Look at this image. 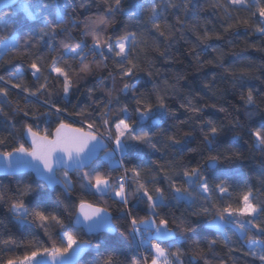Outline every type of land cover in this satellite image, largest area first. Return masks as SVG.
<instances>
[{"label":"snow or ice","instance_id":"obj_1","mask_svg":"<svg viewBox=\"0 0 264 264\" xmlns=\"http://www.w3.org/2000/svg\"><path fill=\"white\" fill-rule=\"evenodd\" d=\"M93 3L95 11L81 4L87 14L82 12V19L77 21L69 18L67 0H21L16 5V10L24 14L26 21L34 22L28 25L30 30L26 38L25 35H16L18 29L14 25L7 23L4 25L5 34L0 35V42H3L5 54L12 50L24 58L34 56L35 59L28 63V70L36 81H40L43 76L42 66L38 64V61L44 58V53L40 50L43 45L49 53L59 52L58 55L51 57L48 69L49 76L55 73L57 82L62 83L65 97L69 95L75 84L94 75L97 71L108 69L109 63L112 68L107 72V79L111 81L112 87L105 86L104 78L99 79V91L105 96L103 103L100 104V107L104 109L103 112L93 107L91 111L81 109L79 112L69 113L67 107L44 100L43 103L48 110L41 115L46 118L55 116L59 121L52 138H49L47 130L41 135L39 126L37 125V130H34L32 124L24 126L20 137H16L15 132L9 133L8 136L0 135V161L9 171L25 167L34 169L37 176L48 186L62 184L64 194L73 187L69 171L77 172L80 175L82 188L94 189V195L99 194L102 198L109 197L121 205L118 212L119 219L126 222L124 231H121L118 236L106 235V233L118 231L113 225V217L107 207H96L81 199L79 204L74 206L75 211H73V206L64 203L58 195L56 199L60 200L68 214L69 222L66 223L61 214L49 210L43 199H33L40 184L29 183L23 189H17L10 211L19 223L36 224L42 229L51 242L50 246L40 247L39 242H34L22 254H18L16 249L23 246L21 242L11 235L8 238H0V264H120L118 253L122 254L121 248L129 241L136 245L138 251L141 248L149 251L150 264H195L197 260L203 261V264H212L209 256L212 254L214 257L213 250L218 243L216 240L207 243V251L200 247L198 241H194V254L187 262L183 259L185 254L180 249L170 251L164 246L174 239H186L185 233L192 230V222L187 221L183 216L177 218L179 222L177 219L170 221L167 217L158 218L159 213L156 210L166 207V191L171 194V199L176 202L184 201L189 207L196 204L198 200H204L209 206H201L197 215H211L210 226L216 227L221 232L228 225H232L246 242L247 251L243 249L240 251L244 256L252 258L246 264H255V261L264 264V220H261V217H264V202H258L257 195L252 189L239 197L235 205L226 203L223 198L232 196L228 186L223 182L214 183L215 178L206 175L199 162L196 166H192L191 161L167 162L168 171L164 176V179L168 181L167 190L157 183L156 173L144 172L136 167H125L124 174L115 181L112 180L110 173L103 171L104 160L109 161V166L118 169L124 154L142 151L139 147L141 145L147 146L153 153L161 152L157 144L162 141H154L157 134L163 138L162 146L166 149H176L178 154L185 150L195 151L188 148L187 139H180L176 135H168L164 132L161 129V122L172 115L168 100H175L178 97L185 100L186 104L182 103L181 107L186 106L193 113L199 114L202 109L194 104L192 99H187L188 94L181 96V90L176 87V84H168L165 81L163 95L160 93L159 86L154 85L155 99L153 100L151 94L141 91L137 86L140 83L138 78L135 83L132 82L138 72L145 71L137 62L136 49L144 43L149 51H159L160 43H162L160 38L169 41L170 47L177 33H180L179 39H184L182 31L184 21L180 19V13L187 15L190 8H195L193 0H148L147 23L151 25V31L157 34L151 44L143 39V34L127 30L126 25L122 33L114 28L109 32L117 14L125 11L124 0H98V2L93 0ZM132 7V5L129 6L130 9ZM134 7L144 9L146 6L137 4ZM223 7L229 19H231L229 8L249 10L250 17L243 20L237 19L236 24L254 28V34L264 37V0H225ZM253 8L255 11H252ZM169 10H174L171 14L176 17L175 25L167 23L166 13H169ZM135 14L134 11L129 12L130 16ZM193 15H195L194 12ZM5 19L6 17L0 15V20ZM234 26L229 23L225 31ZM37 28L38 33L35 32ZM73 29H81V38L77 39L72 35ZM89 37L90 44L86 39ZM209 39H212V36L207 29L202 35L197 36L198 43ZM196 46L193 45L191 54L194 55L197 63L212 64V60L201 61L199 53L195 51ZM33 48L37 49L34 53ZM213 51L216 50L213 49ZM160 55L170 59L164 52ZM11 62V60L8 61V63ZM217 63L222 66L221 61ZM152 75V71L148 70L147 76ZM246 75L247 73H241L233 87H236L238 83L241 89L240 99L244 101L246 108L251 106L252 110L246 112L251 119L260 109L257 97L260 96L261 90L247 87L244 79ZM255 79L259 80L260 77L257 76ZM23 80L24 72L22 71L13 72L7 79L0 75V85H2L0 97L3 98L0 100V117H4L5 121L11 120L16 113H23L24 117L30 115L29 111L19 106L13 109L12 113L5 110V105L11 103L8 98L12 90H18L17 95L27 93L26 100L29 96L39 98V96L52 95L49 91V77H44V82L39 83L35 90L24 86ZM118 82L122 84V87H116ZM189 87L192 86L189 85ZM211 87L209 83H204L202 88L197 86L195 94L199 95L200 91L211 89ZM246 87L245 95L243 89ZM169 88L173 92L172 97L167 95ZM95 90V88L88 89L89 99H92ZM129 93L132 94L135 102V108L132 109L135 116L130 112L129 105L123 104L117 109V118L113 120V105L120 104L121 94L127 96ZM98 101L100 97H97L93 103ZM261 102L264 103V101ZM219 110L225 111L223 107ZM97 112H100L99 124L94 115ZM66 115L82 117L80 126L66 122ZM260 117L259 121L254 122L255 126L249 127V135L253 138V147L264 154V110H260ZM32 118L38 119L35 115ZM202 123L200 131L203 133L208 151L214 152L216 149L213 145L220 129L211 119L204 120ZM238 126L237 118L234 127ZM12 127L14 128L15 124ZM190 135L191 133H184L185 138ZM26 140L29 141L27 144ZM10 145L11 150H8ZM101 152L103 158H100ZM118 155L119 158H117ZM222 155L228 161L240 158L235 153L229 155L217 152L207 157L206 168H216ZM129 173H131L130 176ZM177 178L181 179V183H178ZM260 186L257 192L264 190V175L260 178ZM213 193H218L217 199L221 201L220 204L213 200ZM6 199H8L6 195L0 192V201ZM141 203L147 206L149 215L145 217L138 216L135 211ZM170 223L176 224L179 236L169 227ZM52 225L61 230L57 237H53L49 232ZM225 247H228L230 256L237 251L227 243ZM133 264L137 262L134 261ZM139 264H149L148 257H142ZM219 264L224 262L220 261Z\"/></svg>","mask_w":264,"mask_h":264},{"label":"trees","instance_id":"obj_2","mask_svg":"<svg viewBox=\"0 0 264 264\" xmlns=\"http://www.w3.org/2000/svg\"><path fill=\"white\" fill-rule=\"evenodd\" d=\"M67 3L69 5L68 14L70 19L78 21L82 19V12L85 15L87 14L81 4L85 8H91V10L95 11L93 0H67ZM193 3L195 8H190L187 15L180 13V19L184 21L182 27L184 39H179L180 33H177L176 39L171 42L169 47L170 42L160 38L162 43H160L159 51H149L144 43L139 45L136 49L138 53L137 62L140 68L145 69V71L138 72L137 77L132 82L135 83L138 78L140 83L137 86L141 91L151 94L153 100L155 99L154 85L159 86L160 93L163 95L165 81L168 84H176V87L181 90V96L188 94L187 99H192L193 103L202 109L199 114L193 113L186 106L181 107L182 103L186 104L185 100L179 97L175 100H168L172 115L166 121L161 122V129L164 132L168 135H176L180 139H187L188 148L195 149V151L185 150L183 153L178 154L176 149H166L162 146L163 138L157 134L154 137V141H162V143L157 144L161 148V152L153 153L147 146L141 145L139 147L142 151L124 154L121 166L118 169L109 166V161L104 160L105 167L103 171L110 173L112 180L115 181L124 174L125 167H136L144 172L156 173L157 183L167 190L168 181L164 179V176L168 171V161L175 160L179 163L191 161L192 166H196V163L199 162L205 174L215 178L214 183L223 182L228 186L232 196L231 198H223L224 202L235 205L237 199L249 189H252L254 194L257 195L258 202H264V190L257 192V189L261 187L260 178L264 175V163H262L264 162V154L253 147V138L249 135V127L255 126L254 122L259 121L261 118L260 110H264V103L261 102L264 101V37L254 34V28L236 24L237 19L243 20L250 17L251 12L249 10L229 8L228 12L231 15V19H229L223 7L225 0H193ZM137 4H142L146 7L144 9H136L134 6ZM130 5L133 6L131 9L129 8ZM147 6L148 0H124L125 11L117 14L114 25L109 28V32L114 28L122 33L126 25L127 30L143 34V39L151 44L157 34L151 31V25L147 23ZM130 11H134L136 14L130 16ZM173 11L169 10V13H166V19L167 23L175 25L176 17L171 14ZM252 11H255V9L253 8ZM193 12L195 15H193ZM0 15L6 17L5 20H0V35L5 34L4 25L7 23L14 25L18 29L16 35H25L26 38L30 30L28 25L34 23L26 21L24 14L17 11L16 7L6 10ZM229 23L235 26L225 31ZM177 27L181 26L177 25ZM81 29H73L72 35L77 39L81 38ZM205 29L208 30L212 39L198 43L197 36L202 35ZM38 31L39 29L37 28L35 32L38 33ZM9 38L11 39L12 37L10 36ZM86 39L90 44L91 38ZM2 44L3 42H0V75L5 76L7 79L13 72L22 71L24 72L23 85L32 90H35L39 83L44 82V77H49V91L52 95L50 97L39 96V98L29 96L26 100L25 96H27V93L17 95L18 90H12L8 98L11 103L5 105V110L12 113V110L19 106L29 111L30 115L24 117L23 113H16L11 120L7 121H5L4 117H0V135L8 136L9 133L15 132L16 137H20L24 126L32 124L34 130H37V125L39 126L38 130L41 135L45 134V130H47L49 137H52L59 121L55 116L46 118L41 115L48 110L43 103L46 99L56 103L58 106L67 107L69 113L79 112L81 109L91 111L93 107L99 108L100 112L104 111L100 104L103 103L105 96L99 91L98 81L100 78H104L105 86L112 87L111 81L107 79V72L112 68L111 63H109L108 69L97 71L94 75L88 76L85 80L75 84L69 95L65 97L62 91V83L57 82L55 73L49 76L48 69L51 57L58 55L59 52L49 53L47 48L41 45L40 50L43 51L44 58L38 61V64L42 66L43 76L40 81H36L32 77L30 70H28V63L35 57L24 58L12 50L5 54V50L1 49ZM193 45H197L195 51L199 53L201 61L212 60L213 63L198 64L194 55L191 54ZM213 49L216 51H213ZM36 51L37 49H32L33 53ZM161 52L166 53L170 59L162 57L160 55ZM9 60L12 62L8 63ZM217 61H221L222 66ZM148 70L153 73L151 77L147 76ZM241 73H247L244 78L247 87L261 90L260 96L257 97L260 109L257 110V114L251 119L246 115L247 111L252 110L251 106L246 108L244 101L240 99L241 89L238 83L236 87H233ZM177 74H179L178 77ZM213 76L215 77L214 81ZM257 76L260 77L259 80L255 79ZM204 83L211 84V89H204L200 91L199 95H196L197 86L202 88ZM189 85L192 87L190 88ZM116 87L120 88L122 84L118 82ZM247 87L243 89L245 95ZM90 88L96 89L92 99H89L88 94V89ZM167 95L168 97L173 96L170 88L167 90ZM97 97H100V101L93 103ZM2 99L0 97V100ZM123 104H128L130 112L135 116V113L132 112V109L135 108L132 94L129 93L127 96L121 94L120 104L113 105V120L117 118V109ZM221 107L225 111H220ZM100 112L94 113L97 117V124H99ZM33 115L37 116L38 119L34 120L32 118ZM237 118L239 119V126L234 127ZM65 119L66 122L80 126L83 118L66 115ZM207 119L213 120L220 129V133L213 145L216 149L214 152L208 151L203 133L200 131L203 126L202 122ZM13 124H15L14 128L12 127ZM205 131H207L206 127ZM186 132L191 133L187 138L184 137ZM8 150H11V145ZM217 152L229 155L235 153L240 158L228 161L222 155L216 168L207 169L205 166L207 157L215 155ZM176 170L178 171L179 169ZM130 175L131 173H129ZM69 177L73 183L69 194H64L63 190L58 187L54 191H50L42 182L37 181L32 174L0 178V192H3L8 198L5 201H0V238H8L11 235L18 242H21L23 246L16 249L18 254H22L34 242H39L40 247L50 246L51 243L43 230L38 228L36 224H21L10 211V205L14 202L17 189H23L29 183L40 184L33 199H43L49 210L61 214L66 223L69 222L68 214L64 210V205L60 200L56 199L58 195L61 196L64 203L73 206V211H75L74 206H77L81 199L98 207H107L113 216L114 224L118 231L113 235H106L118 236L121 231H124L126 222L119 219L118 209L121 207L120 204L115 203L109 197L102 198L99 194L94 195V189L82 188L80 175L77 172L72 173ZM177 181L181 183L180 178H177ZM129 183H131L130 180ZM212 195L213 200L220 204L221 201L217 199L218 193H213ZM165 205L166 207L156 210L159 213L158 218L167 217L171 221L183 216L187 221L192 222V230L185 233L186 239H174L164 245L170 251L180 249L185 254L183 259L186 262L191 260L194 254V241H198L200 247L207 251V243L212 240L218 242L213 250L214 257L212 254L209 256L212 259V264H219L220 261H223L224 264H246V262L251 261V257L244 256L240 251L241 249L247 251L246 242H242L232 230L229 229L224 234H219L205 228V225L212 220V216L197 215L201 206H209L204 200H198L196 204L189 207L184 201L176 202L171 199V194L166 191ZM135 211L140 217L149 215L147 206L143 203L139 204ZM261 220H264V217H261ZM177 222H179L178 219ZM49 223L51 224V222ZM169 227L176 231L177 236H179V229L176 228V224L170 223ZM60 231L59 227L55 225L49 228V232L53 237H57ZM226 243L237 249L231 256L229 255L228 247H225ZM121 253H118L120 264H133L134 261L139 264L142 257L145 256L148 257L150 264L151 256L149 251H145L143 248L138 251L136 245L130 241L121 248ZM195 264H203V261L197 260ZM255 264H260V262L255 261Z\"/></svg>","mask_w":264,"mask_h":264},{"label":"water","instance_id":"obj_3","mask_svg":"<svg viewBox=\"0 0 264 264\" xmlns=\"http://www.w3.org/2000/svg\"><path fill=\"white\" fill-rule=\"evenodd\" d=\"M19 2H21V0H0V14L2 12L6 11V10L15 8L16 5ZM54 133H55V131L53 132L52 136L54 135ZM49 138H52V137H49ZM28 142L29 141L26 140V143H28ZM102 155H103V153L101 152L100 153V158L102 157ZM74 172L75 171H69V175H71ZM24 174H32L37 181L42 182L50 191H54L57 187L63 190V185L62 184H56V185H53V186H48L45 181H43L40 177L37 176L35 170L32 169V168H30V167H25V168L20 169V170H12V171H9V170H7V169L4 168L3 162L0 161V178L1 177H13V176H19V175H24ZM67 194H69V192ZM96 207H98V206H96ZM113 225L115 227L114 220H113ZM205 228L207 230H210L212 232L219 233V234H224L227 230L230 229V230H232L237 235V237L242 242L245 241L240 236V233L232 225H228L227 228L223 232H221L220 230H218L216 227L210 226L209 222L205 225ZM106 234L113 235V234H115V232L114 233L113 232H110V233H106ZM82 259L83 258H81V260Z\"/></svg>","mask_w":264,"mask_h":264},{"label":"rangeland","instance_id":"obj_4","mask_svg":"<svg viewBox=\"0 0 264 264\" xmlns=\"http://www.w3.org/2000/svg\"><path fill=\"white\" fill-rule=\"evenodd\" d=\"M1 49H2V50H4V46H3V44H2V46H1ZM102 156H103V155H102ZM117 158H119V155H118V157H117Z\"/></svg>","mask_w":264,"mask_h":264}]
</instances>
